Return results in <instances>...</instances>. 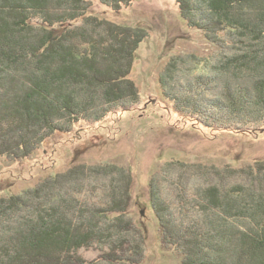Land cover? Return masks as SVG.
Listing matches in <instances>:
<instances>
[{"label": "trees", "instance_id": "obj_1", "mask_svg": "<svg viewBox=\"0 0 264 264\" xmlns=\"http://www.w3.org/2000/svg\"><path fill=\"white\" fill-rule=\"evenodd\" d=\"M101 1L120 10L128 0ZM176 1L188 25L207 40L234 44L237 53L222 68L256 74L251 93L230 88L229 98L235 115L264 127V0ZM89 10L87 0H0V156L29 157L56 131L80 120L99 121L112 104L138 100L129 75L147 32L100 20ZM77 21L80 28L69 27ZM114 170L75 166L24 195L1 199L0 264H88L78 251L94 242L109 245L105 262L141 263L139 243L112 239L116 229L132 230L123 219L131 179L114 176ZM87 171L112 176L108 207H89L60 193L66 178ZM254 171L264 173V162L248 175ZM206 195L203 206L213 218L182 230L153 193L163 239L183 254L181 264H264V190L243 186L222 194L214 187Z\"/></svg>", "mask_w": 264, "mask_h": 264}, {"label": "rangeland", "instance_id": "obj_2", "mask_svg": "<svg viewBox=\"0 0 264 264\" xmlns=\"http://www.w3.org/2000/svg\"><path fill=\"white\" fill-rule=\"evenodd\" d=\"M87 1L98 19L147 32L129 75L138 100L112 104L99 121L80 120L66 132L56 131L29 157L0 156V200L24 195L75 166H113L119 170L114 176L131 179L123 219L132 230L116 229L112 239L139 243V264H181L183 254L163 239L153 193L182 229L213 218L203 206L211 188L222 194L243 186L264 190V173L248 175L264 162V127L248 122L245 114L235 115L229 98L230 88L251 93L256 74L222 68L237 53L234 44L225 33L227 45L207 40L202 30L188 25L176 0H128L120 10ZM82 25L77 21L69 27ZM64 182L60 193L89 207L112 202L111 175L87 171ZM109 251L108 244L94 242L78 253L88 264H110L102 259Z\"/></svg>", "mask_w": 264, "mask_h": 264}, {"label": "water", "instance_id": "obj_3", "mask_svg": "<svg viewBox=\"0 0 264 264\" xmlns=\"http://www.w3.org/2000/svg\"><path fill=\"white\" fill-rule=\"evenodd\" d=\"M143 213V212H142Z\"/></svg>", "mask_w": 264, "mask_h": 264}]
</instances>
